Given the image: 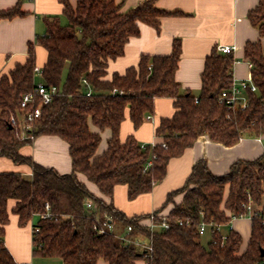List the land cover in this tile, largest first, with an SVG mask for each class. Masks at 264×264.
I'll use <instances>...</instances> for the list:
<instances>
[{
	"label": "trees",
	"instance_id": "trees-1",
	"mask_svg": "<svg viewBox=\"0 0 264 264\" xmlns=\"http://www.w3.org/2000/svg\"><path fill=\"white\" fill-rule=\"evenodd\" d=\"M60 1L67 23L63 24L59 15L45 17L46 33L29 42L26 61L0 77V158L32 170L31 176L0 172V264H19L4 243L10 212L18 216L21 226L38 215L33 253L60 258L62 264H98L100 260L106 264H264V225L257 216L252 217V234L245 249L242 235L234 229L227 228L224 239L222 232L208 227L207 245L200 233L202 222L226 225L233 216H248L250 204L264 205V153L254 159H238L223 175L214 174L207 161L199 159L184 185L171 191L155 211L159 213L173 203L166 229L152 231L141 223L151 213L128 216L112 201L120 184L127 186L130 200L152 192L166 178L170 160L181 156L201 135L225 146H233L244 137L264 135L261 41L245 45L257 91H247L249 103L245 108L229 107L220 96L232 86L235 57L217 47L206 58L199 96L189 90L180 92L176 72L182 46L178 39L170 54H142L137 66L107 78L109 62L124 55L129 40L140 35L141 23L160 30V17L182 12L159 8L155 0H145L128 10H123L118 0H78L76 6L69 0ZM25 14L18 3L0 9V20ZM248 17L264 36V0H259ZM37 44L48 52L40 81L47 87L56 86L58 92L31 124L27 131L30 137L22 138L18 126L11 124V115L21 111L23 95L37 85ZM83 78L92 88L90 96L86 95L88 85ZM159 97L173 98L176 107L175 114L162 118L156 128L161 142L143 146L133 135L122 141L120 130L127 114L134 128H139L155 113ZM38 102L37 97L35 104ZM91 124L112 131L108 148L101 155H97L101 134L93 132ZM42 135L58 136L69 144L71 173H60L21 152ZM150 160L152 165L146 168ZM79 173L98 187L100 195L79 179ZM178 195L182 196L179 203L175 200ZM88 199L94 201L95 209L85 207ZM47 212L49 215L42 217ZM106 215L111 216L115 233L100 231L109 221ZM154 221L162 223L159 217ZM128 226L132 227L130 238L151 241V256L144 257L136 245L119 237Z\"/></svg>",
	"mask_w": 264,
	"mask_h": 264
},
{
	"label": "crops",
	"instance_id": "crops-1",
	"mask_svg": "<svg viewBox=\"0 0 264 264\" xmlns=\"http://www.w3.org/2000/svg\"><path fill=\"white\" fill-rule=\"evenodd\" d=\"M69 1L73 6L78 2V0ZM143 1L145 0H118L123 4V10L135 7ZM18 3L26 12L24 16L0 20V77L13 69L17 63L26 61L29 42H35L38 35L46 33L45 17L59 15L62 17V22L66 19L63 17L64 6L60 0H0V9L11 8ZM155 4L167 11H179L182 14L160 17V30L141 23L140 35L129 40L124 55L109 62L107 78L111 79L115 72L124 74L129 67L137 66L142 54H170L174 40L178 39L181 42L182 52L176 79L181 85V93L189 90L195 96H199L206 58L219 45H231L235 48L233 79L237 81L252 79L251 64L245 57V45L248 41H261L264 46V36L253 26L248 17L249 12L258 6L259 0H155ZM47 59V50L37 44L36 66L43 69ZM36 77L37 81H40L41 76L37 74ZM175 112L173 98L159 97L155 100L153 118H146L139 128H134L127 114L121 125L120 138L125 141L133 135L143 145L157 144L161 142V138L156 135L160 120L172 117ZM91 130L101 134V142L97 149V155H101L108 148L112 131L109 128L100 130L93 124ZM21 152L31 156L40 164L55 168L60 173L72 172L69 144L58 136H39L32 144L24 146ZM263 153L264 135L244 137L233 146H225L212 141L204 134L199 136L194 145L187 148L181 156L170 160L166 178L157 183L152 192L130 200L127 186L120 184L115 188L112 201L128 216L149 214L162 207L171 191L184 185L199 159H205L214 174L223 175L229 172L231 165L238 159H254ZM3 171L19 172L25 176L32 174L28 165L14 163L8 158H0V172ZM78 177L92 192L100 195L98 187L84 174L79 173ZM105 199L111 201L109 198ZM181 199V195L175 197L177 203ZM13 205L12 200L9 204L10 209ZM172 207L173 203L161 212L166 215ZM38 219L39 216L35 215L27 225L21 226L18 216L10 212L9 223L5 226V246L19 264H61V262H49L53 258L34 255L33 238ZM231 226L242 235V248L245 249L252 234V219L236 218ZM205 234L202 235V239L210 240ZM98 264L106 263L100 260ZM138 264L144 262L139 261Z\"/></svg>",
	"mask_w": 264,
	"mask_h": 264
},
{
	"label": "built area",
	"instance_id": "built-area-1",
	"mask_svg": "<svg viewBox=\"0 0 264 264\" xmlns=\"http://www.w3.org/2000/svg\"><path fill=\"white\" fill-rule=\"evenodd\" d=\"M217 49L222 53H234L235 48L234 46H231V45H219L217 46ZM34 71L36 75L38 74L42 76L43 74V69H41L38 66H35ZM82 81L84 84L88 85V90L86 91V95L90 96L92 94V88L89 85V82L87 81L86 78H83ZM114 91H117V89H115ZM247 91H257V86L253 82L252 79H248V80L243 79L240 81L233 79L231 88L226 89L222 92L220 96V101L225 102L229 107L241 106L242 108H245L249 103V100L247 97ZM57 92H58V89L56 86L47 87L43 82L38 81L34 91L28 92L23 95V98L21 101V111L18 114L11 115V124L18 126L22 138L30 137L29 135H27V131L31 129V124L42 116L43 106L49 103L50 101H52L54 96L57 94ZM37 97L39 98V102L35 104ZM146 118L152 119L153 115H148ZM152 145H155V144H152ZM163 146L166 147V144L163 143ZM151 165H152V160H150L147 163L146 168H149ZM85 207L87 209L93 210L96 208V204L94 203L93 200L88 199L85 202ZM46 208L48 211L50 210L49 204H46ZM248 209H249L248 216H245V215H241L240 217L233 216L231 221L226 225L215 223L213 221H211L210 223L202 222L200 225L201 235L205 234L208 227L212 226L216 230L222 232L223 238L226 239L227 238V228L233 229L231 226L232 221L236 218H241V217H250L252 219V217L257 216L261 219L262 224L264 225V206L257 207L253 204H250L248 206ZM48 215L49 213L47 212L43 214L42 217L45 218ZM106 217L109 219V221L104 223L103 227L100 228V231L115 233L116 227L111 220V216L106 215ZM155 217L161 218L162 223L161 224L155 223L154 221ZM145 221L146 222H144L143 220L141 221V223L146 224L152 231H154L157 228L166 229L170 227L167 214L165 215L162 212H159V213L152 212L150 216L145 219ZM180 223L182 224L183 221H180ZM131 230H132L131 226L126 227L125 231L119 234V237L128 244L132 243L136 245L140 249L144 257L151 256L152 251H153V246H152L151 241L149 239L130 238L128 234ZM38 231H39V228L37 227L35 229V232H38Z\"/></svg>",
	"mask_w": 264,
	"mask_h": 264
},
{
	"label": "rangeland",
	"instance_id": "rangeland-1",
	"mask_svg": "<svg viewBox=\"0 0 264 264\" xmlns=\"http://www.w3.org/2000/svg\"><path fill=\"white\" fill-rule=\"evenodd\" d=\"M63 24H65V23H67V21H66V19H63V22H62ZM39 79V78H38ZM207 234V235H206ZM205 235L207 236V237H210V231L208 230L207 231V233H206ZM204 236V235H203ZM202 241H203V244L204 245H207V240L206 239H202ZM49 262H54V263H56V262H61V264H62V260L60 259V258H53V260H51V261H49Z\"/></svg>",
	"mask_w": 264,
	"mask_h": 264
},
{
	"label": "water",
	"instance_id": "water-1",
	"mask_svg": "<svg viewBox=\"0 0 264 264\" xmlns=\"http://www.w3.org/2000/svg\"><path fill=\"white\" fill-rule=\"evenodd\" d=\"M263 255H264V251H263Z\"/></svg>",
	"mask_w": 264,
	"mask_h": 264
}]
</instances>
